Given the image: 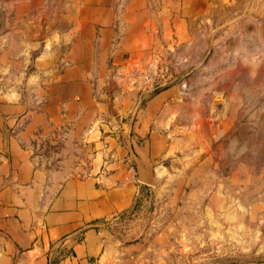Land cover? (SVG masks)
Returning a JSON list of instances; mask_svg holds the SVG:
<instances>
[{
	"label": "crops",
	"instance_id": "0c3cea01",
	"mask_svg": "<svg viewBox=\"0 0 264 264\" xmlns=\"http://www.w3.org/2000/svg\"><path fill=\"white\" fill-rule=\"evenodd\" d=\"M201 1L0 0V264H146V242L110 239L142 193L116 121L136 115L133 145L148 134L159 153L160 112L115 100V115L104 90L149 68ZM162 249L153 264H169Z\"/></svg>",
	"mask_w": 264,
	"mask_h": 264
},
{
	"label": "rangeland",
	"instance_id": "374dc122",
	"mask_svg": "<svg viewBox=\"0 0 264 264\" xmlns=\"http://www.w3.org/2000/svg\"><path fill=\"white\" fill-rule=\"evenodd\" d=\"M190 14L149 68L112 73L104 90L115 115V100H155L161 129L153 153L148 134L132 143L136 115L116 121L142 193L110 239L146 242V264L160 247L169 264H264V0H202ZM48 15L29 41L44 40Z\"/></svg>",
	"mask_w": 264,
	"mask_h": 264
}]
</instances>
